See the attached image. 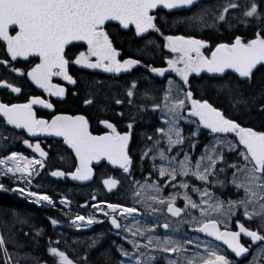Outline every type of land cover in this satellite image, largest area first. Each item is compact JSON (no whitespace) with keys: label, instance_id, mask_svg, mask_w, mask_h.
I'll use <instances>...</instances> for the list:
<instances>
[{"label":"snow or ice","instance_id":"1","mask_svg":"<svg viewBox=\"0 0 264 264\" xmlns=\"http://www.w3.org/2000/svg\"><path fill=\"white\" fill-rule=\"evenodd\" d=\"M162 10H168L174 16L172 23L184 25L188 34H165L158 24V17L168 24L160 15ZM257 21L264 25V0H0V42L5 52L0 66L30 81L48 97L66 94L65 87L53 83L54 77L77 84L70 65L113 77L138 66L154 74L140 87L137 79L130 80L121 95L113 94L107 81L86 82L84 105L111 99L128 110L123 132L104 119L100 123L109 131L93 135L85 115L38 118L36 106L55 112L54 104L42 95H31L24 103L0 100V177L17 185L0 182V192L55 208L53 196L39 190L40 181L33 183L49 167V152L40 142L26 138L22 143L37 155L10 150L9 143L20 139L21 132L30 137H59L74 153V170L53 168L47 173L51 177L86 182L97 168L111 165L122 170L131 190L130 204L97 201L92 195L94 212L73 216L71 200L63 195L59 200L69 209L65 215L73 227L103 223L96 214L108 220L130 246H116L121 257L118 264H256V256L248 261L247 255L254 246L257 255H264V26L256 27L251 38L232 31L226 42L214 47L210 38L190 33H219L221 28L230 31ZM110 22H116L118 29H134L144 40L138 49L141 57L154 58L166 50L169 55L163 62L167 66L121 57ZM151 33L159 34L161 42L149 39ZM19 61L26 62L25 66H19ZM156 77L163 78L158 86ZM192 77L213 82L209 87L228 99L229 112L198 95ZM0 89L19 95L23 85L0 77ZM123 108L116 113L122 118ZM253 112L262 118L259 128L244 123ZM147 114H158L160 124L142 134L138 159L141 165L145 159L152 164L148 175L138 180L130 143L137 118L143 121ZM183 125L193 126L187 136ZM201 130L207 142L197 153L196 137ZM100 179L108 192L119 191L122 184L106 173ZM228 188L231 191L226 193ZM81 207H89L87 201ZM49 221L53 227L61 223L51 217ZM233 222L238 230L230 227ZM25 226L30 231L34 227L26 213L15 209L8 215L0 213V264H47L31 252L21 254L26 246H35L42 234L35 229L30 236ZM20 233L29 238V245L19 240ZM242 236L248 240L242 242ZM96 243L93 239L88 248ZM59 244L60 240L48 241L46 253L53 258L52 264H89L87 255L74 260ZM104 264H113L111 256L104 257Z\"/></svg>","mask_w":264,"mask_h":264},{"label":"flooded vegetation","instance_id":"2","mask_svg":"<svg viewBox=\"0 0 264 264\" xmlns=\"http://www.w3.org/2000/svg\"><path fill=\"white\" fill-rule=\"evenodd\" d=\"M160 13H164L165 15H171L168 11L162 10ZM161 14V15H164ZM113 27L110 29L111 34L114 33H131V35L138 41L136 46H126L127 54H124L119 46H116L121 51V57L123 58H142L145 61H151L153 63V66H163L166 67L167 65L163 62V57L169 55L166 50L161 49L155 56L153 57H141L138 53V49L141 48L144 44V40L141 37H137L134 34V29L132 30H122L118 29L116 24L111 23ZM171 25V24H170ZM179 24H176L177 26ZM117 38V37H116ZM149 39L155 40L157 43H160L162 38L157 33H151L148 35ZM114 40V37H113ZM115 45V44H114ZM86 45L80 50H85ZM5 56L4 48L2 42H0V58H3ZM17 63V62H13ZM26 62L19 61V66L24 67ZM69 72L74 76V78L77 80L76 85H70L67 83V81H64L60 79L59 77L53 78V83L60 84L61 86L65 87L66 94L63 98H57V97H48L46 93H43L42 89L36 88L33 84H31L30 81L17 77L15 74L10 73L5 69V67L0 66V77H5L8 80L16 81L17 83H20L23 85L22 93L17 95L8 92L5 89H0V100H3L5 102L11 101L15 103H24L26 102L27 98L31 95H42L44 98L49 99L55 106V112L53 110L49 109H40L36 108V113L38 118H44V119H51L53 114H67V115H85L89 119L90 124V131L93 135H102L107 133L109 130L104 127L103 124L100 123L101 120L107 119L109 122L114 123L117 126V129L121 132L126 130V123L128 122V110L126 108H123V106L115 105L111 99L108 101L101 100L99 104H93V105H84L83 99L85 97V84L86 82L90 80H104L107 81L110 90L115 95H121L123 93V86L129 82L132 79H137L139 81L138 87L144 85L147 83V80L145 78H151L154 74H151L148 72L147 69L143 67H137L132 70L131 73H125L120 74L119 77H113L112 74L102 73L100 70L92 71L88 69H83L76 65H70ZM174 77V74H173ZM175 78V77H174ZM195 78V77H194ZM163 78L156 77L155 83L157 86L159 85L160 81ZM178 79V78H176ZM192 78H190V81L192 82ZM198 79V78H196ZM75 93V95H74ZM76 98L79 99V106L76 107L75 110H71L70 113H63L62 110H60L64 104L68 101V98ZM101 105H106V107H102ZM123 110L125 111V116L122 118L118 115H116L117 112ZM160 124V121L158 119V114H147L145 120H140L137 118V123L134 125V134H133V140L130 143V154L133 157V174L136 179L143 180L145 176L148 175V173L151 171V160L145 159L143 164L141 165V162L139 161L138 157L140 154V150L143 147V139L142 134L145 132L151 133L152 129L155 126H158ZM193 126L189 125H183L184 128V135H188L190 128ZM9 130L11 128L9 127ZM205 130H201V135L196 137V139L199 141L197 144V153L201 150V146L207 142L206 137L204 135ZM29 139L33 143L40 142L41 147H43L46 151L49 152V159H52L51 155L53 156V159L63 165H69L72 169L73 165V159L74 155L67 150L65 147L64 149L56 153L52 148L57 147L56 143L58 141L55 140H47L44 138L39 137H33L30 138L26 132L20 133V139H17L15 142L9 143V149L15 150V151H26L25 145L22 143V139ZM0 143H3L0 141ZM64 146V144H63ZM63 157V159L61 158ZM105 163V162H104ZM107 164V163H105ZM74 170V169H72ZM112 171V172H111ZM101 174H98V173ZM111 173L110 176L116 177L121 179L122 184L120 186L119 191L113 192V193H107L106 190L102 186V182L100 177L103 174ZM143 173V175H142ZM98 174V175H97ZM70 178V177H69ZM71 179V178H70ZM72 181V180H71ZM130 188L127 185V182L124 181V177L121 171L113 170L109 165L107 167L100 169H96V175L94 176L93 182L89 186H80L75 184L72 181V186L69 189H65L62 192H58L53 196V199L56 200L57 206L55 208L52 207H41L37 206L40 209H44V211H50L49 209H55L56 211L60 212L65 219H68V216L65 215L66 212L69 211L68 208H65L63 205H60L59 199L61 196H67L69 200H71V214L73 212V209H76L78 213L85 214L93 213L94 210L91 209L90 205L93 203H96V201H93L91 199L92 195H95L97 198V201L99 200H106L110 202H120L123 204H130L131 201L129 199L130 194ZM167 191V190H166ZM21 200H25L24 198L19 197ZM28 204L33 205L32 203H29L27 200H25ZM87 201L89 207H81V205H84ZM77 203V204H76ZM181 202L178 201V205ZM74 205H78L77 208ZM98 215V214H96ZM31 219V217H30ZM103 223H95L93 228L89 226L88 228H79L78 230H66V232H61L60 235H58L57 230L54 228L51 229L53 237H46V235H42L37 237V243L35 246H26L23 250H21V254L23 255L24 252H31L32 255L37 256L41 259V261H46L47 264H52V259L47 253L46 248L48 246V241L51 239L52 241L60 240L59 247L61 250L66 251V253L69 255L70 258H73L74 260L77 257H84L87 255L89 264H93L92 257L95 256L96 251H105L106 245L108 244L109 247L115 250L117 254V259L115 260L114 264H118L119 259H121L119 252L117 251V242L123 244L125 247L130 246L126 243V241L120 236L117 235V231L111 228L108 220L102 219ZM240 221L242 223H245V219L241 216ZM105 223H107L106 226ZM102 224V227H99L98 225ZM246 226L247 223H246ZM255 226L254 224L252 225ZM99 229H98V228ZM107 227V229H105ZM230 227L232 230H238V228L235 225V222H233ZM91 228V229H90ZM110 228V229H109ZM105 229V230H104ZM42 233H46L48 230L42 229ZM24 231H30L29 228H24ZM35 231V229H32L30 231V236ZM162 229H157V232H162ZM108 232V233H106ZM106 235V236H105ZM96 239L97 243L94 247L88 248V245L91 244L92 240ZM19 240L21 242H24L26 245L30 244L29 238L24 237L22 233L19 235ZM242 242H245L248 240V238L243 237L241 238ZM65 241H67V245L65 244ZM106 244V245H105ZM55 246V245H54ZM224 249H226V246H223ZM230 251V250H229ZM255 246L253 248V251L248 254L247 260L250 261L255 255ZM234 256V255H233ZM264 261V258L261 259L260 262Z\"/></svg>","mask_w":264,"mask_h":264},{"label":"trees","instance_id":"3","mask_svg":"<svg viewBox=\"0 0 264 264\" xmlns=\"http://www.w3.org/2000/svg\"><path fill=\"white\" fill-rule=\"evenodd\" d=\"M242 3L244 0H241ZM164 14V13H160ZM164 17L168 24L165 25L163 20H160L158 17V24L161 26L162 31L165 32V34H188L183 31L184 25H177L172 26V21L174 20L173 15H161ZM171 24V25H170ZM258 26H264L260 25V22L257 21L256 25H250L248 27H239V28H233L230 31L225 30L224 28L220 29V32L217 33L215 31L205 30L203 32H193L190 33L192 35H195L197 38H210V43L214 47L215 43L224 41L226 42L227 37L231 35L232 31H236L239 34L245 35L248 38H251L254 35V30ZM114 37V44L115 46H119L120 49L124 54H127V48L126 46H136L135 44L138 43V41L131 35V33H114L112 34ZM117 37V38H116ZM206 54H209L207 50H205ZM192 86L194 91L200 95V96H206L210 99V102H213L215 105L221 107L226 112H229V101L228 99L223 95H218L209 85L213 82L208 81L207 79L201 80L200 78L196 79L193 77L192 79ZM79 99L76 98H68V101L64 104V106L60 109L63 111V113H70L71 110H75L77 106H79ZM231 114V113H230ZM262 118L257 112H253L251 115L246 116L244 123L249 126H256L259 128L261 124ZM57 147L52 148L56 153L61 152L64 149L63 142H57ZM53 156L51 155L52 159H49V167L46 168L42 173L40 178L37 180L40 181V184L42 187L39 190L48 191L51 194L55 195L58 192H62L66 188L69 189L72 186V181L70 178H55L48 175V171L53 168H59L61 170H68L71 169L68 165H63L58 162H56L53 159ZM112 172V171H111ZM98 174H101L100 172ZM97 174V175H98ZM108 175H111L109 172ZM36 180V181H37ZM230 192V190L225 191ZM77 204V203H76ZM78 206V205H77ZM10 209H15L21 213H26L27 217H31L30 223L34 226L33 229H46L48 230L46 233H42V235H46V237H53L54 235L51 232V229L54 228L49 221V217L56 218L61 221L60 224H58L56 227L60 228H67L69 225L68 220L65 219V217L55 209H49L50 211H44V209H40L36 205L28 204L25 200H21L18 196H16L13 193L10 192H0V213H3L5 215L9 214ZM107 224V223H105ZM99 227H102V224L98 225ZM107 226V225H106ZM24 228H28L25 226ZM117 245H120L119 242L116 243ZM106 245V244H105ZM105 251H96L95 256L92 257L93 264H104V257L105 256H111L113 264L115 260L117 259V254L114 249L106 245Z\"/></svg>","mask_w":264,"mask_h":264},{"label":"rangeland","instance_id":"4","mask_svg":"<svg viewBox=\"0 0 264 264\" xmlns=\"http://www.w3.org/2000/svg\"><path fill=\"white\" fill-rule=\"evenodd\" d=\"M241 3H242V1H241ZM235 23V22H234ZM176 25V24H175ZM174 24L172 25L173 27L175 26ZM156 163H159V161L157 160L156 161ZM151 164H152V161H151ZM68 167H69V165H68ZM41 176V175H40ZM38 178H40V177H38ZM0 182H3V183H5L6 184V186H11L12 187V185H11V180H9L8 178H6V177H0ZM13 182V181H12ZM35 190H37V189H35ZM227 190H230L231 191V188H228V189H225V191H227ZM40 191H42V192H46V193H48V194H51L50 192H48V191H44V190H40ZM10 193H13V192H10ZM13 194H15V193H13ZM51 195H53V194H51ZM53 196H55V195H53ZM60 200V199H59ZM76 208H77V205H74ZM78 213V211L76 210V209H73V212H72V215L74 216L75 214H77ZM88 212H86L85 214H87ZM78 214H81V213H78ZM88 214H91V213H88ZM81 215H84V214H81ZM86 216V215H85ZM97 219L98 220H102V219H105L103 216H100L99 214L97 215ZM68 222H69V225L70 226H67V228H60V227H54V229L55 230H57V232H58V235H60L61 234V232H66V230L68 229V231L69 230H78L79 228H76V227H73V226H71V224H70V221L68 220ZM95 224V223H94ZM94 224H92V225H90L91 227L92 226H94ZM87 228V227H86ZM255 256H256V264H261V259L262 258H264V255H257V254H255ZM252 260V259H251ZM250 260V261H251Z\"/></svg>","mask_w":264,"mask_h":264},{"label":"water","instance_id":"5","mask_svg":"<svg viewBox=\"0 0 264 264\" xmlns=\"http://www.w3.org/2000/svg\"><path fill=\"white\" fill-rule=\"evenodd\" d=\"M166 11H168V10H166ZM175 11V10H174ZM110 23H114V24H116V22H110ZM80 67V66H79ZM88 70H92V69H88ZM92 71H96V70H92ZM121 74H125V73H121ZM36 108H40V109H44V108H42V107H40V106H36ZM49 110H51V109H49ZM10 127V126H9ZM30 137V136H29ZM39 138H44V139H47V140H55V141H60V142H62V138H59V137H50V136H43V135H40V136H38ZM30 138H33V137H30ZM64 147L67 149V146L66 145H64ZM25 149L28 151V152H30L31 154H33V155H37V154H35V153H33L32 152V150L31 149H28L26 146H25ZM67 150H69L70 152H71V150L70 149H67ZM73 155H74V153H72ZM105 163H107L106 161H105ZM113 170H116V171H121V170H119V169H117V168H115V167H113V166H111V165H109ZM93 180H94V177H93V179L91 180V181H86V182H79V181H73L75 184H77V185H80V186H87V185H90L92 182H93ZM105 189V188H104ZM106 190V189H105ZM117 190H113L112 192H108L107 190H106V192L107 193H113V192H116ZM110 224V223H109ZM111 226V225H110ZM112 228V227H111ZM113 229V228H112ZM115 230V229H114ZM116 231V230H115ZM234 255V254H233ZM248 256V255H247Z\"/></svg>","mask_w":264,"mask_h":264},{"label":"bare ground","instance_id":"6","mask_svg":"<svg viewBox=\"0 0 264 264\" xmlns=\"http://www.w3.org/2000/svg\"><path fill=\"white\" fill-rule=\"evenodd\" d=\"M105 225H106V224H105ZM107 226H108V225H107ZM88 227H89V226H88ZM88 227H87V228H88ZM94 227H95V226H94ZM108 227H109V226H108ZM92 228H93V226H92ZM97 228H98V227H97ZM90 229H91V228H90ZM98 229H99V228H98ZM105 229H107V227H106ZM105 229H104V230H105ZM109 229H110V228H109ZM106 233H108V232H106ZM105 236H106V235H105Z\"/></svg>","mask_w":264,"mask_h":264},{"label":"built area","instance_id":"7","mask_svg":"<svg viewBox=\"0 0 264 264\" xmlns=\"http://www.w3.org/2000/svg\"><path fill=\"white\" fill-rule=\"evenodd\" d=\"M15 186H17V185H15ZM15 186H14V187H15Z\"/></svg>","mask_w":264,"mask_h":264}]
</instances>
